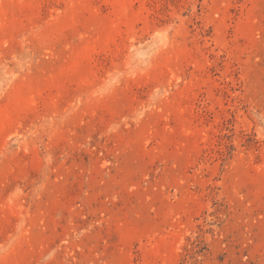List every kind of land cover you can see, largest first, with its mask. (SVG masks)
Here are the masks:
<instances>
[{
    "label": "rangeland",
    "instance_id": "rangeland-1",
    "mask_svg": "<svg viewBox=\"0 0 264 264\" xmlns=\"http://www.w3.org/2000/svg\"><path fill=\"white\" fill-rule=\"evenodd\" d=\"M0 264H264V0H0Z\"/></svg>",
    "mask_w": 264,
    "mask_h": 264
}]
</instances>
